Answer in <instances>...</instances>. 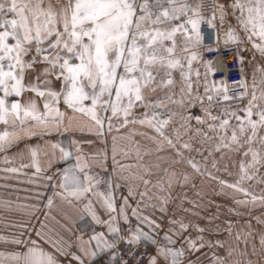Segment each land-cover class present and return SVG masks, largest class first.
<instances>
[{"label": "snow or ice", "instance_id": "6c2138e0", "mask_svg": "<svg viewBox=\"0 0 264 264\" xmlns=\"http://www.w3.org/2000/svg\"><path fill=\"white\" fill-rule=\"evenodd\" d=\"M214 7L219 10L221 22H223L226 15L224 5H214ZM231 7L234 10L233 14H235V10H239L240 15L237 20L246 33L247 39L261 56H264V0H247L246 3H242L241 0H234ZM197 8L190 6L186 0H152L151 3L149 0H143V2L140 0H68L66 5H60L58 8L54 7L51 2L45 6V0H0V29H3L0 31V92L3 93L0 96V123L5 125L11 123L15 126L16 122L19 121L24 136L29 138L49 135L52 129L59 130L64 125L66 113L58 107L62 99L64 105L73 113L82 114L91 121L88 125L74 124L75 117H68L64 131H69L73 127H77L80 131H84L85 128L92 131L95 128L96 135L102 137L105 127L108 132L113 130L118 132L120 128L127 127L129 124L147 125L153 128L157 136L160 137V139L149 137L157 143V151L162 150L165 143L175 149L173 140L165 135L164 129L176 113L168 115L167 119L161 118L164 114L156 110L166 107L165 102L162 100L150 102L146 95L155 92L158 88H168L169 93L165 97L166 100L179 104L181 107L184 106L186 100L189 107L195 106L194 101H199L203 108V97L192 96V84L184 71H181L183 82L181 98L179 100L172 99V89L175 87L172 71L183 69L182 59L187 60L190 68L192 62L198 58V53L190 52V48L198 47L203 41L200 32L203 17ZM189 13L192 15L190 16ZM9 14L12 15V19L7 18ZM193 16L197 18H193ZM183 17H187V19L179 24H173L174 21L181 20ZM215 18V12H213L212 19L208 23L212 25ZM177 34L183 36L182 47L177 44ZM228 36L232 42H241L232 29H229ZM10 39L15 43H9ZM256 40H259L260 43H257ZM33 44H35V55L32 56L31 60L26 61L24 57L32 52ZM45 44L47 46H44ZM178 51L188 55L180 57L177 55ZM241 62H243L242 57ZM37 63L48 65L35 77L37 82L40 81L41 76L45 77L43 84L46 87L43 90L39 83L34 82L27 85L24 83L26 70H34ZM161 72H163V76L160 75ZM198 75L199 73H197ZM48 77H53L61 82L59 91L51 87L52 80ZM185 87L187 96L185 95ZM240 87L247 89V84L241 82ZM210 90V87L206 85L204 91L210 102L209 106L214 99L212 95L208 94ZM25 91L34 92L38 97L44 99L45 111L43 114L39 111L34 99L26 103H21L19 100L8 103V97H20ZM223 91L225 93L223 95L224 101L242 99L246 94L245 92L236 97L227 95L226 88ZM218 98L219 90H217ZM261 99H264V93L261 94ZM256 100L257 96L254 91L248 106L241 110L245 113L244 117L238 115L237 111L229 112L228 109H224L222 113L223 116L234 117L239 122L237 127L241 135L250 127L251 135L246 141L248 144H251L256 138L258 128L264 126V107H259L255 103ZM86 101H90V104H86ZM136 107L146 109L143 114L144 118H135L133 110ZM253 108L259 109L255 113L259 117L258 120L252 119ZM149 109L152 112L150 117L147 112ZM204 111L208 112L206 108ZM109 112L111 115H108ZM208 115L214 121L218 119L216 116H211L210 113ZM129 117L133 118L129 119ZM29 119L34 121V125L24 127ZM181 119L189 120L192 117H181ZM194 119L197 123L205 122L199 116L194 117ZM113 121L121 122L114 124ZM228 126L229 120L223 119L219 125H209V130L215 131L218 127L226 131ZM197 134H201L199 129H197ZM202 135L206 140L212 139L207 133ZM120 138L123 139L124 137ZM19 139L21 136L16 132L5 131L0 133V152L6 151ZM117 139L116 136L112 137V159L113 172L119 175L120 172L137 166L120 164L116 160ZM261 140L264 141V137H261ZM219 141L216 145L217 151L221 148H229L230 144H239L236 130L233 129L232 131L230 144L225 143L224 136H220ZM78 143L75 140L72 141L74 145ZM51 147L53 149L59 148L61 159H67L73 155L60 144H52ZM182 147L190 150L191 145L184 143ZM176 151L178 159L174 160L173 163H179L180 160L185 159L179 150ZM249 152L252 154V164L248 167H255L258 162V153L251 148H249ZM76 153V164L71 168L64 169L59 185L67 195L64 193L57 195L71 204L69 197L79 201L91 193L100 199L102 206L109 212H116L111 191L113 186L111 178L107 181L108 191L106 193L99 191L98 185L102 179L99 176L89 175L85 171L90 165L88 160L80 154L79 147L76 148ZM30 154L36 171L40 172L41 169L35 160L36 149H30ZM127 154L125 153V155ZM20 155L22 157L23 153ZM245 155H248V152ZM137 156H139V149H137ZM105 160L106 156L104 159H101L99 155L92 157L93 164L107 171ZM4 162L9 163L7 157H5ZM187 163L196 172L201 175L205 174L194 160L187 159ZM28 166L22 164L21 168ZM215 166L216 162L213 161V167ZM117 169L119 172H116ZM2 170L8 173L20 172V169L16 167H8ZM78 173H84L83 180ZM207 175L212 176L210 172ZM172 176H175V173ZM120 178L127 181L143 180L142 176L132 173L127 177L121 175ZM212 178L215 179V177ZM253 178H255V172L249 174L245 166L241 164V175L235 184H229L227 181H220V183L247 196L251 193L242 184L245 180ZM47 179L51 180L52 177L49 176ZM188 179V175L185 174L184 180L187 181ZM143 183L147 185L149 181L143 180ZM168 183L171 186V178H169ZM128 190L129 195L135 194L131 183H129ZM144 195L146 193H141V196ZM257 199L264 200V197L252 196L253 202ZM0 203L6 207L10 206L8 202ZM237 203L246 204L248 201L238 200ZM52 204L53 200L49 198L47 206L50 208ZM127 205L128 200L125 197L124 206L119 209L121 214L125 213ZM84 207L94 221L101 223L92 209L91 200H88ZM18 208L29 214L35 210L34 207L29 208L27 205H19ZM163 210L164 208L161 206V211ZM133 215H136L135 209ZM115 219L116 217L112 216L105 222L110 234L119 231L113 226ZM143 219L147 220L148 217ZM18 227L24 229L27 225L22 223ZM184 227L185 225L181 224V228ZM36 235L49 243L60 255H69L66 249L70 248L71 245L63 237H53L43 231H37ZM141 236L152 239L153 244L156 243L154 238L142 232L139 235L133 234L132 238L126 242L129 244L138 243ZM23 237L24 232L21 231L20 236L11 242L16 245H24L27 248L26 252H0V264H58L55 256L44 251L36 240H32L30 236L27 239ZM165 239L170 244L175 243L170 236L166 235ZM201 239L203 238L201 237ZM6 240V237L0 236V241ZM77 240L80 252L90 258L114 247L106 240L104 233L93 234L88 240H84L82 237H78ZM93 241H95L96 250L90 251L86 245H91ZM216 244L222 246L220 241H216ZM261 244L264 245V238L261 239ZM188 245L193 251L199 250L192 240H188ZM200 247H204V245L201 244ZM159 254L163 255L165 259L171 257V264H179V258L184 255V251L182 248L174 250L165 247L159 250ZM71 256L72 259L83 264L80 256L75 253H72ZM150 264H156L155 257L151 259ZM188 264H193V262L189 261ZM216 264H224V261L216 257Z\"/></svg>", "mask_w": 264, "mask_h": 264}, {"label": "rangeland", "instance_id": "374dc122", "mask_svg": "<svg viewBox=\"0 0 264 264\" xmlns=\"http://www.w3.org/2000/svg\"><path fill=\"white\" fill-rule=\"evenodd\" d=\"M48 2L58 8L60 5H66L68 0H59V3L58 0H45V6H47ZM140 2H143V0H140ZM186 2L190 6L197 8L195 2L192 4L188 0ZM7 18L12 19L13 17L9 14ZM184 19H187V17L174 21L173 24H179ZM0 31H3V29H0ZM235 34L239 37L240 43L232 42L227 34L226 40L219 41L226 45H228V42L234 43L239 48L243 58L247 89H245L246 94L242 99L224 101L223 95L225 93L223 89L225 87L211 83L208 58L209 50L213 44H205L204 49H202V44L198 47L190 48V52L198 53V58L192 62L191 67L189 68L186 59H182L183 69L172 71V78L175 80V87L172 89V99L179 100L181 98V87L183 86L181 71H184L192 84V96L199 95L203 97V108L199 101H194L195 106L189 107L186 100L184 106L181 107L179 104L166 100L165 97L169 93L168 88H158L155 92L147 93L146 98L148 101L162 100L165 102L166 107L156 110L164 114L161 118L167 119L168 115L176 113L164 129L165 135L173 140L176 147L173 149L165 143L161 151L167 152V154H163L162 159L152 161L146 159L140 162L133 159L131 160L132 163H129L130 160L125 155V152L137 155V149L139 151L143 149V145L140 147L138 143V138L149 136L160 139L153 128L147 125L129 124L127 127L120 128L118 132L115 130L108 132L105 127L104 135L109 136L111 141L113 136L118 137L116 140V160L120 164L136 165L138 167L143 165V162H146L145 165L157 164L163 170H167L163 171L165 173L161 176L162 182L168 183L169 178L172 179L171 188L170 190L168 188L167 193L170 192L172 200H177V202H129L131 206L126 208L128 213L126 226L122 228V224H119L116 244L123 238L130 240L132 232L147 233L149 237L155 239V244L149 238L140 239L139 242H150L154 245L152 258H156V264H171V257L165 259L163 255L159 254V250L165 247L174 250L183 249L184 255L179 258V264H188L189 261H192L193 264H216V257L221 258L224 264H249V262L251 264H264V245L261 244V239L264 238V200L257 199L255 202L252 201L253 195L258 198L264 197V141L261 140V137H264V126L258 128L256 138L251 144H248L246 141L251 135L250 127L241 135L237 127L239 122L234 117H226L222 114L224 109H228L229 112L237 111L238 115L244 117L245 113L241 110L248 106L254 91L257 96L255 103L259 107H264V99H261V94L264 93V56H261L258 51L253 49L252 45L250 46V41L247 39L245 32H237ZM210 36V32H208L205 39L206 43H210ZM176 39L178 46L182 47L183 36L177 34ZM253 39L255 40L256 38L254 37ZM256 42L260 43L259 40H256ZM9 43H15V41L10 39ZM44 46H47V44ZM33 55H35V44L32 45V52L24 59L29 61ZM177 55L184 57L188 54L178 51ZM45 67H48L46 63H37L34 66V70H26L24 83L26 85L34 82L39 83L43 90L46 87L43 84L45 77L41 76L42 78H40L39 82L35 80V77ZM197 73H199L198 76ZM160 75L163 76V72ZM48 79L52 80L51 87L59 91L61 82L53 77H48ZM206 85L211 89L208 94L214 97L211 106H209L210 102L204 91ZM217 90H219L218 99ZM2 95L3 93L0 92V96ZM185 95L187 96L186 87ZM227 95L230 96L229 91H227ZM31 99L36 100L37 107L43 114L45 111L43 107L44 99L38 97L34 92L25 91L20 97H8L7 101L9 104L16 100L26 103ZM85 103L90 104V101ZM58 107L63 112H72L64 105L62 99ZM205 108L208 110L207 113L204 111ZM258 110V108H253V120L259 119L255 115ZM133 111L135 118L142 119L146 109L142 107ZM147 112L150 117L152 115L151 110L149 109ZM208 113L211 116L218 117V119L212 120ZM101 114L103 115V113ZM108 115H111V113L109 112ZM197 116L201 117L205 122L197 123L194 119ZM181 117H192V119L182 120ZM132 118L129 117V119ZM223 119L229 120V126L226 131L218 127L215 131L209 130V125H219ZM120 122L113 121L114 124ZM16 124L19 125V121ZM10 127L11 123L8 125L0 123V133L5 132ZM197 129L200 130L201 134H197ZM233 129L236 130L239 144H230ZM203 133H207L212 139L206 140L202 135ZM220 136L225 137V143H229L230 147L221 148L217 151L216 145L220 142ZM120 137L124 138L121 139ZM184 143L191 145L190 150L182 147ZM104 146L110 147L111 144L105 142ZM249 148L258 153V162L255 167H248L252 164V154L249 152ZM176 150H179L185 158L180 160L179 163H173L174 160L178 159ZM170 152L172 157L168 155ZM210 152L211 155H209ZM246 152H248V155H245ZM187 159L197 162L201 171L205 172V174L201 175L196 172L187 163ZM213 161L216 162L215 167H213ZM111 164L113 165V159ZM241 164L245 166L249 174L255 172V178L245 180L242 184L251 195L246 196L220 183V181H227L229 184H235L241 175ZM170 167L172 168L171 173L168 171ZM208 172L212 176L207 175ZM7 173L2 170L4 177ZM173 173H175V176H172ZM185 174L189 177L187 181L184 180ZM212 177H215V179ZM238 200H246L248 203L238 204ZM161 206L164 208L163 211H161ZM134 209L136 210V215H133ZM144 217H148V219L145 220L143 219ZM181 224L185 225V227L181 228ZM201 229L203 231H200ZM166 235L170 236L175 243L170 244L165 239ZM188 240L194 241L196 248L199 250L193 251L190 249ZM216 241H220L222 246L217 245ZM5 243L7 241H0V244ZM201 244L204 247H200ZM0 252H2L1 249ZM229 252H231V255H229Z\"/></svg>", "mask_w": 264, "mask_h": 264}, {"label": "crops", "instance_id": "0c3cea01", "mask_svg": "<svg viewBox=\"0 0 264 264\" xmlns=\"http://www.w3.org/2000/svg\"><path fill=\"white\" fill-rule=\"evenodd\" d=\"M233 2L234 0H216L217 5H224L226 15L224 16L223 22H221L220 12L219 10L217 11V31H209L211 35L210 43L206 44H214L217 40H224L226 34L228 35L229 29L234 30V33L244 32L237 20V17L240 15L239 10H235V14H233L234 10L231 7ZM241 2L246 3L247 0H241ZM251 45L252 43L250 42ZM65 113L64 125L59 130L52 129L49 135L34 136L31 138L26 137L18 124L15 126L11 124V127L6 130L9 133H18L21 139L17 140L6 151L0 152V167L3 169L16 167L20 169V172L7 173L4 177L2 170H0V202H8L10 205L6 207L3 203H0V236L7 238V243L0 244V249L5 253L26 252L27 248L24 245H16L11 242L14 238L19 237L21 231H23L24 239L30 236L32 240H36L37 244L44 251L50 252L55 256L58 264H80L79 261L72 259V253L80 256L83 264H91L95 260H101L106 264H110L115 259L114 247L100 252L94 258H90L80 252L77 238L82 237L84 240H88L93 234L104 233L106 240L115 246L118 232L110 234L108 225L105 222L112 216H115L116 219L113 221V226L119 229V224H122V228L125 227L127 223L125 216L126 218L128 216L126 208L131 206L129 202H177V200H172L171 193H167L168 188L170 190L171 186H169V183L162 182L161 176L165 173L163 172L165 170L157 164L145 165L146 162H143V165L124 170L119 175L113 172V165L111 164L113 141H111L110 137L107 135H103L102 137L96 135L95 128L92 131H88L87 128L84 131H80L77 127H73L69 131H64L68 117H75L74 124L88 125L91 123L88 117L82 114L67 111ZM33 125L34 121L29 119L24 127H32ZM73 140L79 143L74 145L72 144ZM105 142L110 143L111 146L105 147ZM138 143L140 147L143 145V149L139 151L138 157H135L137 156L135 154L125 152L128 153L126 157L129 158V163H132L131 160L133 159L139 162L146 159L151 161L162 159V155L167 154V152L161 150L157 151V143L149 139V136L138 138ZM52 144H60L72 152L73 155L67 159H61L59 148L53 149L51 147ZM77 147L80 149V154L89 162L90 167L85 169V171L89 175L99 176L102 179V182L98 185L99 191L105 193L108 191L107 181L111 178L113 185L111 191L113 193L116 212H109L102 206L100 199L91 193H88L85 199L79 201L69 197L71 204L62 200L57 195L58 193H64V190L59 185L62 181L64 169L71 168L76 164L75 156L77 155ZM30 149H36L37 151L35 160L41 169L40 172H37L36 167L33 165ZM21 153H23L22 157L20 155ZM94 155H99L101 159H104L106 156L105 166L107 171L102 170L99 166L92 163V157ZM168 155L172 157L171 152ZM5 157L8 158L9 163L4 162ZM22 164L29 166L21 168ZM171 169L170 167L168 170L169 173H171ZM116 172H119V169ZM130 173L140 175L143 177V180L148 179L150 181L145 185L143 180L127 181L120 178L121 175L127 177ZM78 175L81 180L84 179V173H78ZM49 176L52 177L51 180L47 179ZM156 176L157 178H155ZM129 183L134 187V195H129ZM141 193H146V195L141 196ZM64 194L67 195V193ZM125 197L128 200V205L125 207V213L121 214L119 209L124 206ZM49 198L53 200L50 208L47 206ZM88 200L92 201V209L95 211L101 223L94 221L92 216L85 210L84 206L88 203ZM19 205H27L29 208L34 207L35 210L29 214L19 209ZM22 223L27 225V227L24 229L18 227ZM84 228H90L92 230V234L87 238H84L81 234ZM37 231H43L53 237H63L71 245L70 248L66 249L69 255H60L49 243L36 235ZM133 234L139 235L137 232H132L131 237ZM143 238V236L140 237V239ZM86 247L90 251H95V241L91 245H86Z\"/></svg>", "mask_w": 264, "mask_h": 264}, {"label": "built area", "instance_id": "2783aa9c", "mask_svg": "<svg viewBox=\"0 0 264 264\" xmlns=\"http://www.w3.org/2000/svg\"><path fill=\"white\" fill-rule=\"evenodd\" d=\"M188 1L191 2V4L195 2L197 6L199 5L197 10L203 17L200 24V32L203 36L201 44L203 45L202 49H204L206 34L209 31H217L218 9L214 7V5H217L216 0ZM149 2L151 3L152 0H149ZM213 12H215L216 18L212 21V25H210L208 21L212 19ZM190 14L192 13H189V15ZM193 18L197 17L193 16ZM209 51L208 66L211 83L216 86H224L227 91L230 92V96L239 97L241 94L245 93V88L240 87L241 82H245V73L239 48L234 43L226 45L217 40ZM217 64L221 65V67L218 68ZM141 108L142 107H136L134 110ZM81 234L84 238H87L92 234V230L90 228H84ZM126 241L128 240L123 238L116 244L114 247L115 259L110 264H149L154 253V245L150 242L129 244ZM91 264L106 263L101 260H95Z\"/></svg>", "mask_w": 264, "mask_h": 264}, {"label": "bare ground", "instance_id": "6f19581e", "mask_svg": "<svg viewBox=\"0 0 264 264\" xmlns=\"http://www.w3.org/2000/svg\"><path fill=\"white\" fill-rule=\"evenodd\" d=\"M217 67H218V68H220V67H221V65L217 64Z\"/></svg>", "mask_w": 264, "mask_h": 264}]
</instances>
